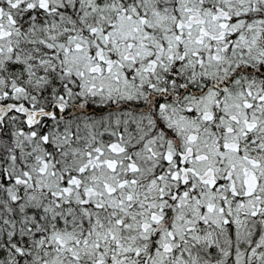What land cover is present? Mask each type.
Returning <instances> with one entry per match:
<instances>
[{
    "label": "snow or ice",
    "instance_id": "1",
    "mask_svg": "<svg viewBox=\"0 0 264 264\" xmlns=\"http://www.w3.org/2000/svg\"><path fill=\"white\" fill-rule=\"evenodd\" d=\"M0 264H264V0H0Z\"/></svg>",
    "mask_w": 264,
    "mask_h": 264
}]
</instances>
